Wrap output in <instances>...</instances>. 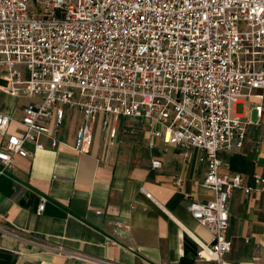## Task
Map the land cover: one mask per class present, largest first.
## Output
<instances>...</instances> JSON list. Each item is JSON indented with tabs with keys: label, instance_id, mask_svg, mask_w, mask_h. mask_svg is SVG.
Masks as SVG:
<instances>
[{
	"label": "built area",
	"instance_id": "obj_1",
	"mask_svg": "<svg viewBox=\"0 0 264 264\" xmlns=\"http://www.w3.org/2000/svg\"><path fill=\"white\" fill-rule=\"evenodd\" d=\"M263 89L264 0H0V90L33 98L20 135H8L11 119L0 114V174L15 156L33 155L26 144L65 145L67 110L82 115L70 146L79 153L89 150L96 125L109 140L146 136L149 152L160 142L187 160L196 148L213 198L186 210L211 235L197 254L206 264H233L224 258L232 193L264 192V176L246 186L222 171L220 156L241 149L251 125L233 106L242 97L262 100L252 94ZM253 111L260 119L263 104ZM43 209L42 198L37 215Z\"/></svg>",
	"mask_w": 264,
	"mask_h": 264
},
{
	"label": "crops",
	"instance_id": "obj_2",
	"mask_svg": "<svg viewBox=\"0 0 264 264\" xmlns=\"http://www.w3.org/2000/svg\"><path fill=\"white\" fill-rule=\"evenodd\" d=\"M252 95L263 99L242 97L233 106L234 115L251 122L244 146L220 155L222 171L249 187L254 175L264 176V111L251 119L254 105L264 106V89ZM248 99L257 102L248 108ZM32 100L0 90V114L11 119L8 135L21 134L23 108ZM81 121L67 110L65 145L33 151L26 144L33 155L15 156L0 174V264H206L197 254L211 235L186 210L213 198L202 186V152L194 148L185 160L180 149L160 142L149 152L146 136L109 140L96 125L89 150L79 153L70 146ZM152 158L161 161L159 169L151 168ZM227 210L232 245L225 260L264 264V192L236 190Z\"/></svg>",
	"mask_w": 264,
	"mask_h": 264
},
{
	"label": "rangeland",
	"instance_id": "obj_3",
	"mask_svg": "<svg viewBox=\"0 0 264 264\" xmlns=\"http://www.w3.org/2000/svg\"><path fill=\"white\" fill-rule=\"evenodd\" d=\"M256 102H257L256 99H248V100L246 101V105H247V107L249 108V107L253 106V104H255ZM242 111H243V106L238 105V106L236 107V113H242ZM77 114H78V112H77V111H74V118L77 117ZM255 116H256V115H255V112L253 111L252 114H251V119H255Z\"/></svg>",
	"mask_w": 264,
	"mask_h": 264
}]
</instances>
